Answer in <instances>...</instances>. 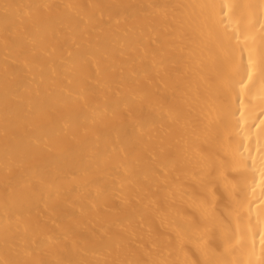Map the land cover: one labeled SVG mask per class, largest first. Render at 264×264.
Here are the masks:
<instances>
[{
	"label": "bare ground",
	"instance_id": "obj_1",
	"mask_svg": "<svg viewBox=\"0 0 264 264\" xmlns=\"http://www.w3.org/2000/svg\"><path fill=\"white\" fill-rule=\"evenodd\" d=\"M0 264H264V0H0Z\"/></svg>",
	"mask_w": 264,
	"mask_h": 264
}]
</instances>
